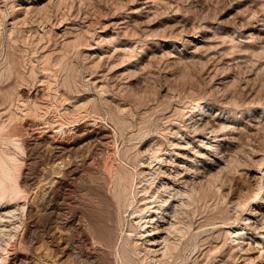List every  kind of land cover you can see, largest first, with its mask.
<instances>
[{"label": "rangeland", "instance_id": "rangeland-1", "mask_svg": "<svg viewBox=\"0 0 264 264\" xmlns=\"http://www.w3.org/2000/svg\"><path fill=\"white\" fill-rule=\"evenodd\" d=\"M0 134L24 189L3 207L0 254L18 264H147L145 245L155 264H264V0H0ZM124 183L154 200L143 226L128 196L119 221ZM192 184L195 199L175 194ZM90 220L118 222L119 247Z\"/></svg>", "mask_w": 264, "mask_h": 264}, {"label": "bare ground", "instance_id": "bare-ground-1", "mask_svg": "<svg viewBox=\"0 0 264 264\" xmlns=\"http://www.w3.org/2000/svg\"><path fill=\"white\" fill-rule=\"evenodd\" d=\"M51 51V50H50ZM49 54V53H48ZM58 60V59H57ZM5 90V89H4ZM3 96V95H2ZM45 98V97H44ZM1 102H3V101H1ZM62 117V116H61ZM60 118V117H59ZM88 118V117H87ZM48 119V118H47ZM61 119V118H60ZM70 119V118H69ZM38 120V119H37ZM95 120V119H94ZM47 122H48V120H47ZM57 122H60V121H57ZM62 122H63V120H62ZM56 123V122H55ZM78 123V122H77ZM90 123V122H89ZM88 123V124H89ZM62 124V123H61ZM74 124V123H73ZM81 124V123H80ZM11 125V124H10ZM39 125V124H38ZM49 125V124H48ZM65 125V124H64ZM63 125V126H64ZM68 125V124H67ZM56 126V125H55ZM17 127V126H16ZM60 127V126H59ZM104 127V126H103ZM47 128V127H46ZM54 128V127H53ZM99 128V127H98ZM62 130H63V128H61ZM68 129V128H67ZM92 129V128H91ZM73 130V129H72ZM95 130V129H94ZM103 130H104V128H103ZM34 131V130H33ZM57 131V130H56ZM64 131V130H63ZM62 131V132H63ZM71 131V130H70ZM89 131V130H88ZM91 131V130H90ZM43 132V131H42ZM39 133V134H43V133ZM65 133H66V130L64 131ZM75 132V131H74ZM78 132V131H77ZM30 133V132H29ZM28 133V134H29ZM70 133V132H69ZM90 133V132H89ZM107 133V132H106ZM56 134V133H55ZM59 134V133H58ZM64 134V133H63ZM72 134V133H71ZM1 135V134H0ZM29 135H31V134H29ZM32 135H33V132H32ZM54 135V134H53ZM53 135H52V137H53ZM83 135H85V134H83ZM101 135V134H100ZM34 136V135H33ZM50 136V135H49ZM65 136V135H64ZM76 136V135H75ZM79 136V135H78ZM62 137V136H61ZM106 137H107V135H101V137L100 138H102L104 141H105V139H106ZM45 138V137H44ZM63 138V137H62ZM62 138H61V141H62ZM76 138V137H75ZM80 138H81V135H80ZM27 139V138H26ZM77 139V138H76ZM56 140V139H55ZM64 140V139H63ZM75 140V139H74ZM98 140H101V139H98ZM102 140V141H103ZM23 141V140H22ZM79 141V140H78ZM101 141V142H102ZM26 142H28L29 143V141L27 140ZM77 142V141H76ZM21 143V142H20ZM25 143V142H24ZM48 143V142H47ZM30 144V143H29ZM111 144V143H110ZM107 145V144H106ZM26 146V145H25ZM24 146V147H25ZM57 145L56 144H54V148L56 147ZM72 146V145H71ZM23 147V148H24ZM77 147V146H76ZM64 148H68L70 151H72L73 149H71V148H69V146L68 145H65L64 146ZM25 150H26V147L24 148ZM23 149V150H24ZM60 149V148H59ZM101 149V148H100ZM45 150V149H44ZM80 150V149H79ZM99 150V149H98ZM26 152V151H25ZM80 152V151H79ZM78 152V153H79ZM99 152V151H98ZM109 152V151H108ZM1 153V152H0ZM92 153V152H91ZM85 154V153H84ZM90 154V153H89ZM100 154V153H99ZM13 155V154H12ZM111 155V154H110ZM46 156V155H45ZM63 156V155H62ZM69 156V155H68ZM94 156V155H93ZM14 156H10V158H13ZM15 157H18V156H16V154H15ZM24 157V156H23ZM81 157V156H80ZM79 157V158H80ZM108 157V156H107ZM19 158V157H18ZM63 158V157H62ZM82 158V157H81ZM110 158V157H109ZM64 159V158H63ZM62 159V160H63ZM87 159V158H86ZM100 159H101V157H100ZM13 160V159H12ZM20 160V159H19ZM19 160H18V162H19ZM43 160V159H42ZM65 160V159H64ZM89 160V159H88ZM91 160V159H90ZM104 160V159H103ZM41 161V160H40ZM9 161L7 160V158L5 157V156H0V226L2 225V224H4V222L2 221L3 220V218H4V216H6L7 217V215H8V213L9 212H15L14 210L16 209V208H6V209H3V207L4 206H9L10 205V203L12 202V201H14V200H16L20 195H21V193L23 192V187H22V185H20L19 184V179L17 178V177H15V176H13V174H12V172H11V168L13 167H11L10 168V166H9V163H8ZM21 162V161H20ZM64 162V161H63ZM71 162V161H70ZM80 162V161H79ZM25 163V162H24ZM51 163V162H50ZM76 163V162H75ZM95 163V162H94ZM97 163H99V162H97ZM144 163H145V161H144ZM20 164V163H19ZM53 164V163H52ZM71 164V163H70ZM82 164V163H81ZM101 164V163H100ZM105 164H107V163H105ZM13 165H15V164H13ZM18 165V164H17ZM31 165V164H30ZM42 165V164H41ZM46 165V164H45ZM49 165V164H48ZM98 165V164H97ZM20 167H21V165H19ZM52 166V165H51ZM58 166H59V164H58ZM69 166V163H68V165H67V167ZM106 166V165H105ZM41 167V166H40ZM92 167V166H91ZM101 167V166H100ZM100 167H97V168H99V170H100ZM53 169H55L54 167H52ZM51 168V169H52ZM94 168H95V166H94ZM102 168H104V167H102ZM101 168V171H102V178L107 182L108 180H110L109 178H108V176H110V175H108V171H106V170H108V168H106V169H102ZM16 169V168H15ZM49 169H50V167H49ZM19 170V169H18ZM27 170V169H26ZM63 170V169H62ZM13 171H14V169H13ZM21 171V170H20ZM52 171V170H51ZM64 171V170H63ZM68 171H69V173H73L74 171H75V168H71V167H69L68 168ZM24 172V171H23ZM108 172V173H107ZM15 173V172H14ZM59 173V172H58ZM16 174H18V173H16ZM57 174V173H56ZM80 174V173H79ZM114 174V173H113ZM119 174V173H118ZM117 174V175H118ZM21 175V174H20ZM54 175V174H53ZM231 175V174H230ZM57 176H59V174L57 175ZM69 176V175H68ZM71 176V175H70ZM75 176H77V175H75ZM60 177V176H59ZM87 177H89V176H87ZM121 177H123L122 175H121ZM153 176H151V178H152ZM112 178V177H111ZM33 179V178H32ZM44 179V178H43ZM55 179V178H54ZM150 179V178H149ZM148 179V182L149 181H152V180H149ZM56 180V179H55ZM92 180V179H91ZM112 180V179H111ZM143 180V179H142ZM41 181V180H40ZM115 184L116 185H119L120 186V181H118V178H115ZM29 182V181H28ZM122 182V181H121ZM141 182V181H140ZM153 182H154V180H153ZM53 183H54V180H53ZM58 183V182H57ZM96 183V182H95ZM109 183V182H108ZM108 183H106V184H108ZM128 183V182H127ZM202 183H203V181H202ZM56 184V183H55ZM145 184V183H144ZM194 184H195V182H194ZM194 184H192L191 185V188H180V190L179 191H176L175 192V194L176 195H185V194H187L191 199H195V197H196V195H195V192H196V184L194 185ZM57 185V184H56ZM67 185V184H66ZM97 185V184H96ZM150 185V184H149ZM149 185H145V186H142L143 188V190H145V191H149L150 189H149ZM64 186V185H63ZM94 186V185H93ZM105 186V185H104ZM117 187V189L115 188V191L113 192L114 193V196H115V198H116V200H117V203H118V209H119V211H121V213H120V215H118L119 216V221L122 219V218H124V216H123V213H125L124 211H127L128 210V208L126 207L124 210L122 209V204H121V200H123L124 198H126L127 196H126V193L124 192V190H125V187H126V184L124 183V185L122 186V187ZM59 187V186H58ZM97 187V186H96ZM95 187V188H96ZM102 187V186H101ZM108 187V186H107ZM113 187V186H112ZM30 188V187H29ZM93 188V187H92ZM28 189V188H27ZM56 189H58V188H56ZM99 189V188H98ZM97 189V190H98ZM109 189H110V187H109ZM167 189V188H166ZM201 189V188H200ZM90 190V189H89ZM142 190V191H143ZM171 189H169V191H170ZM64 191V190H63ZM95 191V190H94ZM105 191H106V189H105ZM144 191V192H145ZM157 191V190H156ZM230 191V190H229ZM51 192V191H50ZM56 192V190L54 189L53 190V193H55ZM99 192V191H98ZM131 192V191H130ZM135 192H138V191H135ZM140 192V191H139ZM138 192V193H139ZM152 192V191H151ZM171 192V191H170ZM99 193H101V192H99ZM107 194H108V192H106ZM129 193V192H128ZM127 193V194H128ZM133 192H131L130 194H132ZM52 194V193H51ZM67 194V193H66ZM103 194V193H102ZM134 194V193H133ZM151 194V193H150ZM59 195V194H58ZM108 195H110V194H108ZM137 195V194H136ZM136 195H132V197L133 196H136ZM152 195H155V192H153L150 196H152ZM24 196V195H23ZM126 196V197H125ZM145 196V195H144ZM143 196V199L144 198H146V197H144ZM44 197H45V195H44ZM62 197V196H61ZM102 197V196H101ZM142 197V196H141ZM153 197V196H152ZM48 198V197H47ZM52 198V197H51ZM59 198V197H58ZM65 198V197H64ZM69 198V197H68ZM127 198H129V199H127V201H129L128 202V205H133L134 206V208L131 210V211H129V214L130 213H132V214H136V216L135 217H138V222L140 223V225L141 226H143L144 224V222H148V221H150V219L149 220H145L144 222H142V219L144 218V217H147L148 216V214H145V212L147 211V210H149L150 209V206L152 205H150V202H152V201H154V200H145V205H143V204H141V205H139V204H134V198H136V197H134V198H131V197H127ZM181 199H183V197H180ZM41 200H43V199H41ZM48 200V199H47ZM69 200V199H68ZM67 200V201H68ZM108 200V199H107ZM136 200H138V199H136ZM141 200V199H140ZM139 200V201H140ZM166 200V199H165ZM46 201V200H45ZM49 201V200H48ZM51 201V200H50ZM59 201V200H58ZM57 201V202H58ZM61 201H62V199H61ZM60 201V202H61ZM64 201V200H63ZM66 201V202H67ZM138 201V202H139ZM107 202V201H106ZM123 202V201H122ZM137 202V201H136ZM190 202V201H189ZM15 203V202H14ZM17 203V202H16ZM15 203V204H16ZM65 203V202H64ZM86 203H87V201H86ZM182 203H185L186 204V201L185 200H182ZM239 203V202H238ZM49 204V203H48ZM52 204V203H51ZM109 204V203H108ZM115 204V203H114ZM181 204V202H179L178 204H176V205H180ZM237 204V203H236ZM14 205V204H13ZM25 205V204H24ZM24 205H23V208H24ZM47 205V204H46ZM60 205V204H59ZM111 205V204H110ZM28 206V205H27ZM53 206V205H52ZM127 206V205H126ZM15 207V206H14ZM30 207V206H29ZM56 207V206H55ZM62 207V206H61ZM65 207V206H64ZM88 207V206H87ZM157 207H160V206H157ZM2 208V209H1ZM22 208V207H21ZM27 208V207H26ZM25 208V209H26ZM40 209V208H39ZM47 209V208H46ZM53 209V208H52ZM60 209V208H59ZM62 209H64L63 207H62ZM112 209H114V208H112ZM117 209V210H118ZM165 209H167V208H165ZM43 210V209H42ZM107 210V209H106ZM115 210V209H114ZM23 211V210H22ZM59 211V210H58ZM118 211V212H119ZM174 215H176V214H178V217H180V212H182L181 210H180V208L179 207H175V208H173L172 210H170ZM25 212V211H24ZM23 212V213H24ZM52 212V211H51ZM50 212V213H51ZM63 212V211H62ZM83 212V211H82ZM89 212V211H88ZM117 212V213H118ZM39 213V212H38ZM38 213L36 212V214H37V216L39 217L40 215H38ZM49 213V214H50ZM64 213H65V211H64ZM63 213V214H64ZM18 214V213H17ZM33 214L35 215V212H33ZM56 213L54 212V215H55ZM98 214V213H97ZM67 215V214H66ZM92 215V214H91ZM90 215V216H91ZM157 215V214H156ZM166 214H163V216H165ZM12 216V215H11ZM17 216V215H16ZM58 216V215H57ZM60 216V215H59ZM85 216V215H84ZM109 216V215H108ZM9 217V216H8ZM72 217V216H71ZM93 217V216H92ZM95 217V216H94ZM116 217H117V215H116ZM155 217V216H154ZM44 218V217H43ZM86 218V217H85ZM118 218V217H117ZM181 218V217H180ZM35 219V218H34ZM73 219V218H72ZM76 219V218H75ZM92 219V218H91ZM98 219H99V217H98ZM207 219V218H206ZM5 220V219H4ZM57 220V219H56ZM65 220V219H64ZM74 220V219H73ZM77 220H78V218H77ZM86 220V219H85ZM88 220V219H87ZM93 220H95L94 218H93ZM101 220V219H100ZM100 220H98V221H100ZM103 220V219H102ZM124 220V219H123ZM180 220V219H179ZM191 220V219H190ZM188 221L187 223H189V225H186V226H190L191 227V225L190 224H192L191 222H192V220L191 221ZM16 221V220H15ZM43 221V220H42ZM48 221V220H47ZM81 221H82V219H81ZM97 221V222H98ZM117 221V220H116ZM180 221H182V223H183V218H181V220ZM1 222H3V223H1ZM59 222V221H58ZM78 222V221H77ZM90 222H91V220H90ZM93 222V221H92ZM91 222V223H92ZM96 222V223H97ZM103 222V221H102ZM210 222V221H209ZM212 222V221H211ZM7 223V222H6ZM73 223V221L71 222V224ZM85 223H87V222H85ZM90 223V225H92ZM94 223L93 222V225L92 226H88V227H86L88 230L90 229V227L92 228V231H93V234H94V239H95V241L94 242H96V243H98L99 244V246L101 245L103 248L104 247H106L107 248V246H108V248L109 247H115V242H114V235L113 234H115L116 233V229L118 228L117 226H119L118 225V222H116V224H115V226H112V228H110L109 229V231L108 232H106V231H104V230H102V227H100L98 224H100V223ZM185 223V222H184ZM16 224V223H15ZM25 224V223H24ZM51 224V223H50ZM107 224H109L108 222H107ZM86 225V224H85ZM101 225V224H100ZM112 225V224H111ZM25 226V225H24ZM52 226V225H51ZM63 226V225H62ZM70 226H72V225H70ZM76 226H78V225H76ZM217 226V225H216ZM6 226H5V224H4V226H1L0 227V229H1V231H3V234L4 233H6L7 234V232L8 231H6V228H5ZM54 228V227H53ZM69 228V227H68ZM74 228V227H73ZM82 228V227H81ZM170 232H176V234H178V233H185L186 232V230L188 229V227H184V225H176V222H174V221H171V223H170V225L169 226H167L166 227ZM17 229V228H16ZM21 229H22V227H21ZM25 229V228H24ZM49 229V228H48ZM51 229V228H50ZM55 229H56V227H55ZM58 229H60L59 227H58ZM78 230V229H77ZM120 230V229H119ZM61 231V230H60ZM87 231V230H86ZM92 231H88V233L89 232H92ZM50 232H52V231H50ZM11 235H12V232L10 231L9 232ZM53 233V232H52ZM60 233V232H59ZM74 233V232H73ZM87 233V234H88ZM118 233V232H117ZM140 233V232H139ZM2 234V235H3ZM24 234V233H23ZM58 234V233H57ZM67 234V233H66ZM9 235V234H8ZM7 235V236H8ZM21 235H22V233H21ZM71 235V234H70ZM70 235H68V236H70ZM91 235V234H90ZM119 235V234H118ZM127 236H125V238L127 239L129 236H128V234H126ZM25 236V235H24ZM88 236V235H87ZM2 237V236H1ZM16 237V236H15ZM18 237V236H17ZM83 237V236H82ZM240 237H245V236H240ZM8 238V237H7ZM6 238V240L8 241V239ZM51 238V237H50ZM53 238H54V235H53ZM121 238V237H120ZM1 239V238H0ZM15 240L17 239L18 240V238H14ZM19 239H20V237H19ZM60 239V238H59ZM93 239V238H92ZM117 239H118V237H117ZM151 239H154V238H151ZM26 239L24 238V241H25ZM176 239H172V238H170L169 236H164V238H163V246L161 247L162 249H163V255L165 256V255H167V253L168 252H170L171 251V248H172V246L173 245H175L176 244V241H175ZM23 241V242H24ZM54 241H57L56 239H54ZM13 242H16V241H13ZM20 242V241H19ZM22 242V243H23ZM154 242V241H153ZM153 242L151 243V244H153ZM21 243V242H20ZM27 243H28V241H27ZM65 243V242H64ZM81 243V242H80ZM116 243H118L117 242V240H116ZM239 243H240V240H239ZM2 244V243H1ZM1 244H0V247H1ZM24 244H26V243H24ZM56 244H57V242H56ZM62 244V243H61ZM68 244H70V243H68ZM241 244V243H240ZM55 245V244H54ZM66 245H67V243H66ZM65 245V246H66ZM118 245V244H117ZM116 245V246H117ZM8 246V245H7ZM6 246V247H7ZM57 246H59L58 244H57ZM56 246V247H57ZM6 247H5V249H6ZM61 247V246H60ZM76 247V246H75ZM117 247H119V246H117ZM116 247V248H117ZM55 248V247H54ZM63 248H64V245H63ZM62 248V249H63ZM99 248V247H98ZM145 248H146V250H145V252L143 253V254H145L144 256H143V258L142 259H144L145 260V262L147 263V264H155L156 263V261H158V262H161L162 263V258L161 257H159V258H155V256H156V254H150V251H153V252H156L157 250H159L160 248H151V246H147V245H145ZM62 249L61 248H56V251H55V249H54V251H55V254L57 255V256H59V254H60V252L62 251ZM110 249V248H109ZM111 249H113V248H111ZM110 249V250H111ZM106 250V249H105ZM72 251V250H71ZM118 251V250H117ZM142 251V250H141ZM144 251V250H143ZM62 252H64V250L62 251ZM84 252V251H83ZM138 252L140 253V250H138ZM3 253V252H2ZM5 253V252H4ZM8 253H10V252H8ZM13 253H16V252H13ZM81 254H82V252H81ZM8 255V254H7ZM14 255V254H13ZM17 255V254H16ZM23 255V254H22ZM61 255V254H60ZM80 255V254H79ZM78 255V256H79ZM21 256V255H20ZM19 256V257H20ZM60 257V256H59ZM59 257H56L54 260H53V264H65L64 262H61L60 260H59ZM81 257H82V255H81ZM81 257H79V258H81ZM90 257V256H89ZM88 257V258H89ZM95 257V256H94ZM214 257V256H213ZM21 258V257H20ZM17 259H19V258H16L15 257V255L14 256H5V255H1L0 254V264H18V261H17ZM26 259V258H25ZM44 259V258H43ZM98 259V258H97ZM21 260V259H20ZM19 260V261H20ZM23 261V260H22ZM25 261L26 260H24V263H25ZM38 261V260H37ZM36 261V262H37ZM43 261V260H42ZM93 261V260H92ZM47 261H45V263H46ZM72 262V261H71ZM82 262V261H81ZM90 262V261H89ZM93 262H95V260L93 261ZM31 263H32V261H31ZM43 263V262H42ZM48 263V262H47ZM50 263V262H49ZM48 263V264H49ZM27 264V263H26ZM51 264V263H50ZM76 264V263H75Z\"/></svg>", "mask_w": 264, "mask_h": 264}]
</instances>
